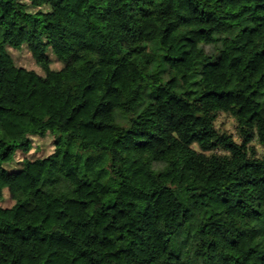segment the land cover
<instances>
[{
	"label": "trees",
	"instance_id": "obj_1",
	"mask_svg": "<svg viewBox=\"0 0 264 264\" xmlns=\"http://www.w3.org/2000/svg\"><path fill=\"white\" fill-rule=\"evenodd\" d=\"M5 191L0 264H264V0H0Z\"/></svg>",
	"mask_w": 264,
	"mask_h": 264
},
{
	"label": "rangeland",
	"instance_id": "obj_2",
	"mask_svg": "<svg viewBox=\"0 0 264 264\" xmlns=\"http://www.w3.org/2000/svg\"><path fill=\"white\" fill-rule=\"evenodd\" d=\"M99 3L103 4H109L113 6L114 0H97ZM107 35L103 38L104 43H107L108 40L112 41H119L121 39V32L119 30V22L115 15H112L111 19L107 22ZM52 37L54 40L63 42L65 40L64 36L61 34L60 30L57 28V26L51 27ZM12 57L15 60V63L18 66L26 67L29 69H34L37 72L44 74V71L39 67V65L36 63L32 53L28 49L26 45H24L21 49H13L8 48ZM50 57L52 58V68L59 69L62 67V64L55 58L53 53L49 52ZM216 127L221 132H226L228 134L233 135V138L236 141H239V137L237 134L236 129V121L235 118L227 113H220L218 115L217 121H216ZM54 137L51 134H47L44 137L36 136L33 137V144L32 149L30 151V157L31 158H38V157H44L48 154H50L54 150V143H53ZM255 145L260 149V145L258 142H254ZM219 152H224L222 149H217ZM26 157V155L18 151L15 155L14 161L10 164H8V167L10 168H17L20 166L21 161ZM13 203L10 194L5 191L4 197L2 200H0L1 206H11Z\"/></svg>",
	"mask_w": 264,
	"mask_h": 264
}]
</instances>
